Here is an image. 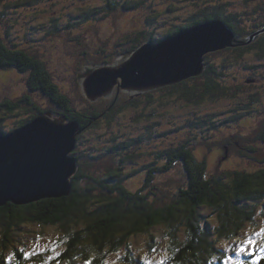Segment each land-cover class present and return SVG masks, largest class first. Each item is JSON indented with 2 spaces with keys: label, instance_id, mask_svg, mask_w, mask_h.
Here are the masks:
<instances>
[{
  "label": "rangeland",
  "instance_id": "374dc122",
  "mask_svg": "<svg viewBox=\"0 0 264 264\" xmlns=\"http://www.w3.org/2000/svg\"><path fill=\"white\" fill-rule=\"evenodd\" d=\"M206 1L0 0V38L5 45L41 60L52 82L69 98L73 109L82 113L95 110L101 114L94 120L95 125L76 135L75 156L80 159L83 175L88 176L87 179L81 177L84 185L92 181L91 176L112 183V180L108 181L112 179H108L109 172L122 167L123 184L136 190L143 184L144 174L159 167L164 160L163 153L182 144L191 147L195 158L206 160L209 175L218 176L234 170L251 171L262 166L264 48L263 51L256 48L245 50L236 58L231 52L223 51L225 49L206 53L209 54L206 62L223 71L220 84L222 93H225L199 107L189 99H170L167 104L158 91L152 92L150 102L145 96L130 106L126 100L129 95L121 90H118L119 97L113 104L101 98L90 101L83 97L78 78L82 71L112 64L115 56L117 61L122 60L119 57L125 53L121 52L131 48L134 39L146 41L152 36L154 44L165 40H162L163 36L173 27L184 25L193 12L194 15L200 14L201 8L208 11L222 5L226 14H232V21L242 30L241 33L256 31L258 39L263 38L264 32L259 30L264 29L261 26L264 23V0ZM125 3L128 8H124ZM104 61L110 63L103 64ZM203 65L204 71L207 67L204 61ZM30 77V71L19 73L14 68L0 69V127L3 131L0 134L9 135L32 123L39 115L32 118L38 109L35 105L44 110H55L43 92L28 89ZM113 93L108 96L113 97ZM177 95L186 94L180 91L176 92ZM25 96L32 104H27ZM110 104L115 110L112 114L104 113ZM62 116L53 115L52 118ZM224 142L230 146L223 147ZM115 147L117 149L113 150ZM78 167L77 164L76 173ZM76 173L71 177L70 193ZM153 185L158 198L169 200L177 187L188 185L183 164L179 161L163 172L157 171ZM2 196L4 194H0V198ZM257 214L256 219L245 224L235 238H218L215 232L210 233L212 245L223 257L216 262L255 264L264 257V235H258L264 229V202ZM200 216L205 221V231L214 229L216 219L211 210L200 209ZM61 229L59 225L30 222L14 228L12 242L5 251L6 259L11 260L14 249H17L23 253L25 264L52 263L66 245L67 236ZM185 233L180 228L176 239H182ZM249 240L251 245L246 243ZM170 243L165 226L160 225L132 236L124 246L130 249L139 264H168ZM241 246L245 248L244 252H239ZM125 249L122 247L117 252L108 253L104 264H127L122 260ZM86 262L89 264L74 257L73 263L61 264Z\"/></svg>",
  "mask_w": 264,
  "mask_h": 264
},
{
  "label": "trees",
  "instance_id": "16d2710c",
  "mask_svg": "<svg viewBox=\"0 0 264 264\" xmlns=\"http://www.w3.org/2000/svg\"><path fill=\"white\" fill-rule=\"evenodd\" d=\"M128 7L129 5L125 3L124 8ZM225 10L226 8L223 9L222 5L208 11L201 8L200 14L194 15L193 12V16L184 25L173 27L162 40L211 20L223 21L238 38L248 37L256 32L241 33L242 30L232 21V14H226ZM261 26H264V23ZM145 40L134 39L132 47L121 53L131 52L145 43L153 42L152 36H148ZM262 43H264V34L263 38L256 37L250 44L226 48L223 51L231 52L236 58L240 57L245 50L256 48L263 51ZM208 55L204 57L207 67L200 76H192L140 96L127 95V103L129 106L135 105L139 98L145 96L150 102L153 97L152 92L155 91L161 93L162 100L167 104L170 99H189L199 107L201 104H206L203 102L217 100L225 93H222L220 84L221 77L224 75L220 67L206 62ZM106 62L104 61L103 64H107ZM7 68H14L19 73L30 71L31 80L27 82L28 89L43 92L56 107L55 110H44L35 105L38 109H35L37 111L33 113L32 118L46 112L52 115H63L68 120L78 123L80 130L78 135H80L82 131L95 125L94 120L101 115L95 110L82 113L73 109L69 98L60 93L58 87L52 82L41 60L13 46L5 45L0 38V69ZM199 80H201L200 83ZM180 91H184L186 95L176 96V92ZM118 93L119 91L115 89L113 97L101 98V100H107L113 104L119 97ZM23 98L27 104H32L28 96ZM111 104L104 113H113L115 107ZM2 132L0 127V133ZM222 146L229 147L230 144L224 142ZM116 149L115 147L113 150ZM75 154L74 150L71 155L79 167L72 179L73 190L68 196L43 198L22 205L7 202L5 206L0 207V264H25L26 259L21 251L14 249L11 260L6 259L5 251L12 242L14 228L26 222L59 225L66 233L65 248L56 257L57 259L48 264L73 263L74 257L88 261L89 264H104V258L108 253L117 252L122 247L126 248L122 257L123 262L139 264L124 243L132 236L149 232L150 229L160 225L165 226L166 236L171 239L169 246L171 256L168 264H219L216 259L223 258L222 253L212 245L210 233L215 232L218 238H235L245 224L256 219L259 206L264 202V159L260 161L262 166L255 170H234L218 176L209 175L206 160L204 158L198 160L194 157L191 147L182 144L175 149L166 150L163 153L164 160L160 162L159 167L145 173L141 187L131 190L123 184L122 167L109 172L108 179H112L108 181L112 180V183L107 184L102 178L91 176L92 181L84 185L81 179L84 175L80 169V159ZM179 161L185 168L188 185L177 187L169 200H162L154 193L156 187L153 183L157 171L163 172ZM84 178L87 179L88 176ZM204 208L211 210L215 216L214 229L204 230L205 221L200 216V209ZM180 228H183L186 233L182 239L177 240L176 236ZM255 264H264V257Z\"/></svg>",
  "mask_w": 264,
  "mask_h": 264
},
{
  "label": "water",
  "instance_id": "95a60500",
  "mask_svg": "<svg viewBox=\"0 0 264 264\" xmlns=\"http://www.w3.org/2000/svg\"><path fill=\"white\" fill-rule=\"evenodd\" d=\"M256 37L255 32L243 40L220 20L204 22L157 44H143L121 55L120 61L116 56L112 64L85 69L78 76L80 88L90 101L109 99L116 85L130 97L142 95L201 74L206 53L247 45ZM52 116L39 114L25 127L0 134V194H4L0 206L70 194L77 170L71 153L79 125L65 116Z\"/></svg>",
  "mask_w": 264,
  "mask_h": 264
},
{
  "label": "snow or ice",
  "instance_id": "6c2138e0",
  "mask_svg": "<svg viewBox=\"0 0 264 264\" xmlns=\"http://www.w3.org/2000/svg\"><path fill=\"white\" fill-rule=\"evenodd\" d=\"M258 235H264V229H261V232L258 233ZM246 243L251 245L252 241L249 240V241H246ZM244 251H245V248L243 246H241L240 249H239V252H244ZM262 251H264V248H262ZM86 264H87V262H86Z\"/></svg>",
  "mask_w": 264,
  "mask_h": 264
}]
</instances>
